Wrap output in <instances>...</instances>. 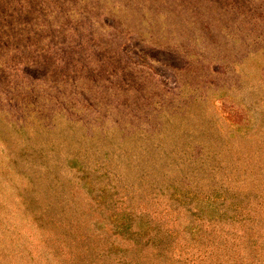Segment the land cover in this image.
Segmentation results:
<instances>
[{
	"label": "rangeland",
	"instance_id": "1",
	"mask_svg": "<svg viewBox=\"0 0 264 264\" xmlns=\"http://www.w3.org/2000/svg\"><path fill=\"white\" fill-rule=\"evenodd\" d=\"M0 264H264V0H0Z\"/></svg>",
	"mask_w": 264,
	"mask_h": 264
}]
</instances>
